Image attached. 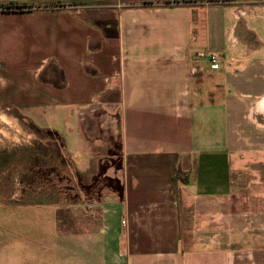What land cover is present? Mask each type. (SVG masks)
<instances>
[{"label":"crops","instance_id":"0c3cea01","mask_svg":"<svg viewBox=\"0 0 264 264\" xmlns=\"http://www.w3.org/2000/svg\"><path fill=\"white\" fill-rule=\"evenodd\" d=\"M37 129L74 199L32 187ZM2 153L0 264H264V0H0Z\"/></svg>","mask_w":264,"mask_h":264},{"label":"rangeland","instance_id":"374dc122","mask_svg":"<svg viewBox=\"0 0 264 264\" xmlns=\"http://www.w3.org/2000/svg\"><path fill=\"white\" fill-rule=\"evenodd\" d=\"M109 19L112 18V13L110 12L109 15ZM101 18V17H100ZM112 20V19H111ZM105 108V107H104ZM98 113L101 114V117L99 119V114L98 117L96 118L97 120V126H98V130L95 133L96 135H103L105 136L108 140V153H106L105 159H104V163L102 165V169L105 167V165L109 164V163H116L117 160H119V155H120V146H119V129H118V115H117V111L116 109L112 108L111 109H101L97 111ZM111 112V113H110ZM110 113V114H109ZM107 116V117H106ZM2 120H5V117H1ZM37 131V132H36ZM35 132L37 133L38 137H44V140H47V142L45 141L44 144H38L36 146V150L39 153V159L38 164H45V166H43L41 169H39V171H42V175H40L39 173L37 174V178L36 181L34 183V185H32L33 188L37 187V189H42L43 193H47V195L45 194L44 199H56L55 196L58 195H66V197L68 199H74L75 195H74V185L76 183L72 182L70 179H68L66 172L63 170H61V168L59 169V167H55V169L51 172L48 169H45L47 166L52 165L50 163L47 162V159L52 158V157H56L59 159H61V153H60V147L58 146L57 143V139L54 135H52L51 133H48L45 130H36ZM264 158V157H262ZM14 160V159H13ZM12 160V161H13ZM264 160V159H263ZM60 166V165H59ZM63 167V165H62ZM250 167V168H249ZM258 164H254L253 166H247L246 169L243 170H239L237 172V174H242L245 170L244 173H250L254 174L257 173L259 169H257ZM49 168V167H47ZM64 168V167H63ZM38 171V170H37ZM33 172V171H32ZM48 173V175H47ZM36 175V174H34ZM103 175L102 174H98V176H96L94 178V181L91 183H86V184H80L79 187L80 189L82 187H85L86 189L93 190L95 191V193H98V190L100 189V187L102 186L101 183L103 182ZM240 179L239 182H237L238 184H243V180L242 176L238 177ZM253 178V177H251ZM246 183V182H245ZM244 183V184H245ZM248 183V182H247ZM33 184V182H32ZM91 187H88L90 186ZM83 190V189H82ZM52 191V192H50ZM85 191V190H84ZM241 194V192H239ZM242 197L240 196V199ZM240 203L236 200V207L237 205H239ZM77 210V209H74ZM60 214L64 219H67V223H70L69 220L70 219V215L68 210H60ZM69 219V220H68ZM64 224V228L66 225V222H63Z\"/></svg>","mask_w":264,"mask_h":264},{"label":"trees","instance_id":"16d2710c","mask_svg":"<svg viewBox=\"0 0 264 264\" xmlns=\"http://www.w3.org/2000/svg\"><path fill=\"white\" fill-rule=\"evenodd\" d=\"M20 7H24L23 5H21V4H17V3H13V2H8V3H6L5 5H3V6H1V8L2 9H5V10H14V9H19ZM38 130V129H37ZM45 131H47L48 133H51L52 135H54L52 132H50V131H48V130H45ZM57 139V138H56ZM60 153H61V148H60ZM39 154V153H38ZM15 157V154L14 153H10V154H5V153H2V154H0V163H3V162H9V161H11V160H13V158ZM34 159V168H33V172H32V178H37L36 176H37V174L39 173L40 175H42V171H39V169H41L43 166H45V164H38V159H37V157L36 158H33ZM115 167H119V165H120V155H119V160H117V162L116 163H112ZM62 165H63V167H65V160H64V157L61 155V159H60V167H59V169L61 168V170L63 171L64 170V168L62 167ZM47 167H49V168H47ZM45 169H48V170H50V172H51V170L53 171L54 169H55V167H57L58 168V166H55V165H49V166H47ZM38 170V171H37ZM56 170V169H55ZM34 174H36V175H34ZM100 174H102V173H100ZM47 175H48V173H47ZM103 175V174H102ZM98 176V175H97ZM96 177V176H95ZM94 177V178H95ZM103 182L101 183V189L103 188V187H108L109 189H111V190H113V191H115V192H117L118 193V195L119 196H122V192H123V186H122V184H121V182H120V180H118L117 178H113V177H109V176H104L103 175ZM33 181H35V180H31V183L33 182ZM94 181V180H93ZM92 181V182H93ZM88 187H91V185L90 186H88ZM81 189H83V190H86V191H89V189H86L85 187H82ZM101 189H99L98 190V195H100V190ZM95 192V191H94Z\"/></svg>","mask_w":264,"mask_h":264},{"label":"built area","instance_id":"2783aa9c","mask_svg":"<svg viewBox=\"0 0 264 264\" xmlns=\"http://www.w3.org/2000/svg\"><path fill=\"white\" fill-rule=\"evenodd\" d=\"M195 57L206 59L212 67H217L222 58L214 52L198 51L194 54Z\"/></svg>","mask_w":264,"mask_h":264}]
</instances>
